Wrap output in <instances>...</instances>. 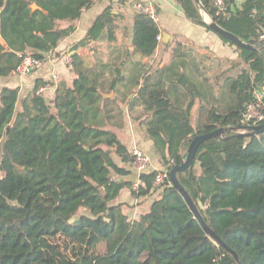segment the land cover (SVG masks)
I'll use <instances>...</instances> for the list:
<instances>
[{"label":"trees","instance_id":"1","mask_svg":"<svg viewBox=\"0 0 264 264\" xmlns=\"http://www.w3.org/2000/svg\"><path fill=\"white\" fill-rule=\"evenodd\" d=\"M176 1L188 21L213 32L196 0ZM200 2L220 27L259 50L240 49L219 36L247 69L224 79L213 95L220 103L211 109L202 103L212 87L203 90L192 75L211 81L207 73L221 59L200 56L213 62L201 68L192 59L198 49L179 43L175 52L190 62L153 72L145 60L160 47L159 23L138 12L130 43L124 16L111 7L72 48L71 84L37 80L23 98L18 88L0 92V264H237L205 233L170 174L157 187L159 171H146L134 188L133 156L115 130L124 127L126 107L170 173L186 160L196 136L241 124L254 90L264 85V0H245L240 7L225 0L224 13L214 0ZM94 3L0 0V79L15 73L28 54L45 62ZM81 49L88 53L79 54ZM226 62L228 69L239 64ZM48 85L56 87L53 100L38 92ZM197 98L204 118L194 125ZM178 179L242 264H264V133L228 132L204 142ZM126 189L137 200L157 195L136 220L119 202Z\"/></svg>","mask_w":264,"mask_h":264},{"label":"crops","instance_id":"2","mask_svg":"<svg viewBox=\"0 0 264 264\" xmlns=\"http://www.w3.org/2000/svg\"><path fill=\"white\" fill-rule=\"evenodd\" d=\"M244 1L245 0H235L236 6L240 7ZM138 5L153 6L159 15V25L162 36L164 37V35L167 34L170 37L169 43L166 46L162 47L161 42L159 49L152 58L145 60L151 65L153 72H156L158 69H163L173 62H181L183 60L190 62L191 58H186L187 56H183V54L179 56V53L175 52L179 43L187 48L194 46L198 49V51L193 53L192 59L195 58V62L199 64L201 68H207L212 65L213 62L200 60V56L221 59L223 62V64L219 63L211 72L207 73V76L211 77V81H205L200 74L195 72V74L192 75L195 84L201 86L203 90L212 87V91L209 90L207 101L204 100V103H202L199 98L196 100L195 108L192 112V123L195 125L201 118H204V116L199 113L200 108L204 104L211 109L220 103V100L215 101L213 95L215 91H220V87L224 84V79L227 77L239 76L243 70L247 69V66L239 61L240 55L235 47L223 42L217 34L208 32L205 28L196 26L188 21L176 0H95L92 7L83 10L81 18L76 22V31L69 37L61 40L54 52L46 55V61L41 68L28 75L21 76L13 73L8 77L1 78L0 92L7 87L18 88L20 90V96L23 98L34 90L37 80H42L50 84H58L62 81L71 84L73 81V74L68 60L72 58L74 54L72 48L85 38L97 17L109 7L112 8V13L114 15L122 14L124 16L123 24L127 27L128 31V41L131 43L134 34L135 16L140 12L137 8ZM205 21L209 22L208 17H205ZM61 24L63 26L67 25L63 22ZM0 42L4 44L1 37ZM78 53H88V51L81 49ZM226 60L235 61L239 64L233 69H228L229 66ZM197 69H199V73L203 71L200 68ZM193 70L196 71L195 68H193ZM221 72H224V74L218 80L212 79ZM55 78L58 79V81H55ZM45 88V96L53 100L56 87L48 85L45 86ZM106 97L111 98L113 94ZM228 102H230L229 98H227V101L225 100L221 103V106H227L229 104ZM124 109L126 113L124 127L122 129H115L119 138L128 146L130 152L135 148H139L150 157L151 166L148 171L161 172L165 170L161 162V155L156 150L153 141L147 137L140 124L129 116L127 108L125 107ZM120 135H122L123 138H121ZM131 169L134 171L133 168ZM156 196L157 195H153L148 199L137 200L131 196L130 190L126 189L120 195L119 202L126 204L124 211L132 220H136L140 215L149 211Z\"/></svg>","mask_w":264,"mask_h":264},{"label":"water","instance_id":"3","mask_svg":"<svg viewBox=\"0 0 264 264\" xmlns=\"http://www.w3.org/2000/svg\"><path fill=\"white\" fill-rule=\"evenodd\" d=\"M196 2L199 4L202 10L203 17H208L209 22L208 26L210 29L217 34L218 36L226 39L231 44H233L235 47H238L240 49H247L251 51H257L256 48H254L250 43L244 42L242 39H240L235 34L223 29L220 27L214 19L203 9L200 0H196ZM33 9H39L37 5H33ZM1 13V10H0ZM169 35L165 34L162 40L161 46H166L169 43ZM111 96V95H110ZM230 132L233 136H244V137H251V136H259L262 133H264V124L256 125V126H235L232 128H219L209 134L205 135H198L196 136L193 141L191 142L189 148H188V156L186 160L178 166L173 167L170 170V180L173 185V187L177 188L180 193L183 195L185 201L189 205L190 209L192 210L195 219H197L201 226L203 227L205 233L213 239V241L220 247H222L226 252L230 253L234 259L236 260L237 264H242L241 259L235 253L204 221L200 211L196 207L191 195L187 192V190L180 184L178 179V173L185 172L186 170L190 169L192 165L194 164L196 153L199 149V147L206 141L211 139H217V138H224V135ZM133 182L138 181L137 175H134L131 179Z\"/></svg>","mask_w":264,"mask_h":264},{"label":"built area","instance_id":"4","mask_svg":"<svg viewBox=\"0 0 264 264\" xmlns=\"http://www.w3.org/2000/svg\"><path fill=\"white\" fill-rule=\"evenodd\" d=\"M214 4L217 7L219 13H224L226 10L225 0H214ZM137 8L140 12L148 15L152 20L159 23V15L155 8L151 5L149 6H142L138 5ZM158 41L161 43L163 40V36H158ZM264 39V36H263ZM44 62L33 58L31 55H26L22 64L18 67L15 74L24 76L32 73L33 71L38 70L41 68ZM68 63L71 65L72 59L68 60ZM58 81V79H54ZM46 90L45 87L39 88V93H44ZM264 124V85L257 87L253 92V99L248 104L243 118L241 120V126H256ZM133 156V169L135 174L137 175L138 179L141 174L148 171L151 166L150 157L141 149L135 148L131 151ZM0 176L3 177L4 175L0 173ZM169 179V173L166 170H163L158 173L155 179V185L157 187H162L166 184ZM138 183L135 184L134 188H138Z\"/></svg>","mask_w":264,"mask_h":264},{"label":"rangeland","instance_id":"5","mask_svg":"<svg viewBox=\"0 0 264 264\" xmlns=\"http://www.w3.org/2000/svg\"><path fill=\"white\" fill-rule=\"evenodd\" d=\"M33 72H36V71H33ZM120 136H121V138H123L122 135H120Z\"/></svg>","mask_w":264,"mask_h":264}]
</instances>
